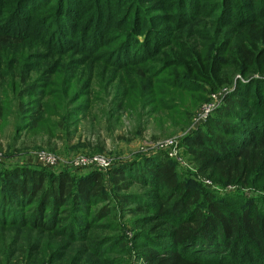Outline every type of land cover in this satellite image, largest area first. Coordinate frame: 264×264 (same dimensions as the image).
I'll list each match as a JSON object with an SVG mask.
<instances>
[{"label": "trees", "instance_id": "1", "mask_svg": "<svg viewBox=\"0 0 264 264\" xmlns=\"http://www.w3.org/2000/svg\"><path fill=\"white\" fill-rule=\"evenodd\" d=\"M260 42L264 0H0V118L12 115L18 135L51 129L45 98L53 92L50 75L57 71L50 59L71 51L83 53L79 60L94 69L90 74L102 55L101 62L111 55L113 66L125 71L111 98L122 113L135 87L143 104L148 96L166 97L157 98L162 118L163 105L177 103L181 93L190 91L202 102L241 75L247 82L238 78L181 147L193 175L263 190L264 89L248 74L264 60ZM226 48L230 54L224 56ZM175 57L183 72L173 73L172 84L155 80ZM83 86V94L71 96L78 95L79 102L72 112L65 87L63 97L56 98V108L76 117L71 123L91 111ZM185 109L177 111L186 117L183 123L194 113ZM47 168L0 166V237L9 231L16 237L37 233L16 249L6 247L0 264H129L122 256L126 239L113 224L112 197L135 216L133 247L141 264H264V200L222 195L195 183L192 175L183 178L178 161L166 151L106 171ZM107 224L111 231L106 232ZM46 234L60 239L48 255L39 244ZM111 243L120 256H106L104 246Z\"/></svg>", "mask_w": 264, "mask_h": 264}, {"label": "rangeland", "instance_id": "2", "mask_svg": "<svg viewBox=\"0 0 264 264\" xmlns=\"http://www.w3.org/2000/svg\"><path fill=\"white\" fill-rule=\"evenodd\" d=\"M147 1L149 0H143V2L146 3ZM248 7L249 5H247V8ZM255 45L257 47V44ZM179 46L178 43L177 47L179 48ZM112 47L113 45H107V49L109 50L112 49ZM258 47L261 48V51ZM258 47L259 57L261 58L263 54L262 58H264V42H260ZM222 53L226 56L230 54V50L226 48ZM56 56L57 57H52L50 59L51 62L55 64L57 71L50 75L53 79L50 86L53 92L51 91L52 94L45 98L48 104V125L52 126V128H47L38 133L23 131L21 135H18L15 130L12 115L5 120L0 118V166L11 168L17 165H36L45 168L54 167L53 169L55 170L76 168L75 171L81 173L85 170L77 169L79 167L77 163L74 162L81 156L100 154L108 158L112 166L120 162L131 161L142 155L155 154L159 152L156 146H154L157 140L164 141L175 138L178 141L177 147L181 160L178 162V170L181 177L187 178L192 175L191 177L195 180H193L195 183L218 191L222 195L235 196V194H240L243 198H260L264 200V189L262 190L256 187L255 189L252 186L239 188L236 184L222 185L212 178L201 174L193 175L192 171H195L193 164L190 163L184 149L181 147L185 136L199 126L201 122H204V119H202L203 116L201 115L203 108L208 105H214L215 108L219 105L224 96L234 89L238 78L247 82L244 77L237 75L233 85L229 86V84H226V86L224 85L222 88H217V90H213V92L211 91L209 93L208 91L209 94L206 97V99H208L202 102H198L197 97L193 99L195 94H192L190 91H185L181 93V96H179L180 100H178L177 103L173 101L175 104L168 103L166 106L163 105L165 116L161 118L158 116L159 101L157 98L162 102V100H167L166 97L148 96V99L143 104L142 101L144 98L140 87H135V92L124 100V104L126 103L125 112L116 111L115 104L111 98H113L118 89L117 83H119V81L122 82V74L125 71L116 69V67L113 66L114 62H110L111 55L103 62L101 61L106 56H100L99 58L101 61L99 65L95 67L98 69L91 71V74L89 70L94 69L83 66L79 60V58L83 56V53L71 51ZM162 58L166 60L169 57ZM175 59L176 60H169V62L173 64H170L165 69L163 68L164 66L161 68V72L154 77L155 80H166L170 84L173 83V73L183 72V68L176 69L175 66L177 65L178 59L176 57ZM257 63L259 65L258 70L253 69V71H249L248 74L251 78H259V88L262 90L264 89V81L262 80L264 79V60H258ZM192 76L199 80H204L201 77H197V75L193 74ZM87 78L89 79V84L87 83ZM123 82L125 83V80ZM131 82L133 81L124 85L123 88L132 85L130 84ZM83 84L86 93H88V95L90 94V100H92L91 111H89L87 115L81 117V120H78L77 123H71L76 117L71 118L70 113L67 116L65 108H56V98L63 96L66 98V96L69 95V102H67L66 99L67 108L72 112L79 102L76 101L78 95L71 96L78 90L83 94V89L79 88ZM249 84L253 87L256 86V84L252 85V82ZM64 87L67 91L66 94L62 96V89ZM167 87L170 88V85L166 83L165 88ZM206 87L208 90L211 89L208 84ZM179 93L180 92H178L177 95ZM63 104H65L64 100ZM142 104L144 106H142ZM183 107L186 108V111L189 110L190 114L194 112L191 120L189 119L187 123H183L186 117L183 119L182 114L179 115L177 113V111ZM44 153L52 156L54 163H51V165L43 163L39 157ZM111 185V183L107 185L109 189ZM135 191H139V189H135ZM111 202L116 208V217L113 220V224L117 227L116 232H119V234L126 239V242L123 243L125 252L122 253V256L126 258L125 260L129 261V264H141L140 259L137 257L138 253H135L133 247L135 244L133 238L136 234V226L133 223L135 216L127 211V207L120 206L117 199L112 197ZM97 224H99V222H97ZM100 230H102V228ZM105 230L106 232L111 231L109 224L105 226ZM153 230L157 232L155 230L159 229ZM28 234L29 232H26L16 237L13 235L12 231H9L5 234V239L4 237H0V240L4 239V243L0 241V255H3L2 251L6 247L12 246L16 249V247L23 243L26 237L27 239H29L30 236H34L35 238L37 233L33 232L31 235ZM57 240L60 241L59 238L53 237L51 234L39 236V244H41V242L44 243V245L41 244V246L47 249L46 255L52 252V248L58 244H55ZM112 243L104 246L106 256H120L117 254V251L115 252V247ZM138 243H140L139 240Z\"/></svg>", "mask_w": 264, "mask_h": 264}, {"label": "built area", "instance_id": "3", "mask_svg": "<svg viewBox=\"0 0 264 264\" xmlns=\"http://www.w3.org/2000/svg\"><path fill=\"white\" fill-rule=\"evenodd\" d=\"M220 104V103H219ZM218 106V105H217ZM216 106V107H217ZM215 107V108H216ZM214 110V105H208L205 106L201 112V115L203 116L202 119H207L208 115ZM203 122H201L199 125H201ZM156 146V148L159 151H166L167 154L171 157L176 159L178 162L181 161L180 160V156H179V149L177 147L178 145V141L175 138H170L168 140H159L156 141L154 143ZM39 159L43 162L46 163L47 165H51V163H54V159L52 156L48 155V154H41V156L39 157ZM74 162L77 163L79 168H88V167H93V168H97L99 170H108V168L111 167V161L108 160V158H106L103 155L100 154H94L91 156H81L79 157L77 160H75ZM54 168V167H53Z\"/></svg>", "mask_w": 264, "mask_h": 264}]
</instances>
